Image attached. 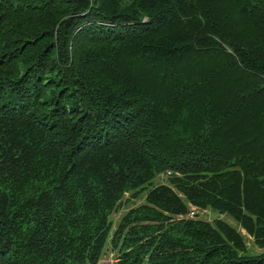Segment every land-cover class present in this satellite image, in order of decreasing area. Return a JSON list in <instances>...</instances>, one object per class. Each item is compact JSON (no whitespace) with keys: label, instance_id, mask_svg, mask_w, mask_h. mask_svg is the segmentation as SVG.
I'll use <instances>...</instances> for the list:
<instances>
[{"label":"trees","instance_id":"trees-1","mask_svg":"<svg viewBox=\"0 0 264 264\" xmlns=\"http://www.w3.org/2000/svg\"><path fill=\"white\" fill-rule=\"evenodd\" d=\"M190 205L264 249V0H0V264H264Z\"/></svg>","mask_w":264,"mask_h":264},{"label":"rangeland","instance_id":"rangeland-1","mask_svg":"<svg viewBox=\"0 0 264 264\" xmlns=\"http://www.w3.org/2000/svg\"><path fill=\"white\" fill-rule=\"evenodd\" d=\"M170 176L166 175L165 173H160L158 174L155 179L153 180L154 184H161V183H168V179ZM129 193L125 194V197H128ZM124 197V198H125ZM143 197L144 195L142 194L139 197H136L134 199H132L130 201V203H124V198L122 199L123 204H121V206L119 207L118 210L113 211L112 214L110 215V220H111V230L115 229L119 220L121 219V217L124 215V213L127 211V209L131 206H135L139 203L143 202ZM197 217L201 218V219H205L208 221H212L213 219H217L220 218L226 222H228L229 224H231L232 226H234L244 237L246 243H247V247H248V252L249 254H254V253H259L262 250H264L263 248H259L257 246L254 245L252 238L249 237L246 232L239 226V224L229 215L227 214H220L215 212L214 210H211L210 208H206L205 210H199L197 212ZM195 216V217H196ZM108 248L106 249L105 253L103 254L102 259H109L112 254L114 253L110 248H109V244L107 246Z\"/></svg>","mask_w":264,"mask_h":264},{"label":"built area","instance_id":"built-area-1","mask_svg":"<svg viewBox=\"0 0 264 264\" xmlns=\"http://www.w3.org/2000/svg\"><path fill=\"white\" fill-rule=\"evenodd\" d=\"M168 173H169V172H168ZM190 214H191V215L194 214V209H193V208L190 210Z\"/></svg>","mask_w":264,"mask_h":264}]
</instances>
